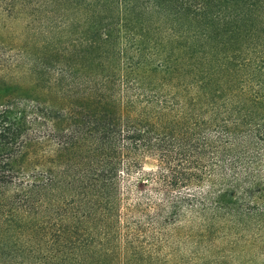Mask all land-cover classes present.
<instances>
[{"label": "trees", "instance_id": "trees-1", "mask_svg": "<svg viewBox=\"0 0 264 264\" xmlns=\"http://www.w3.org/2000/svg\"><path fill=\"white\" fill-rule=\"evenodd\" d=\"M45 1L60 108L0 86V264H264V0ZM144 155L176 192L120 214Z\"/></svg>", "mask_w": 264, "mask_h": 264}, {"label": "rangeland", "instance_id": "rangeland-1", "mask_svg": "<svg viewBox=\"0 0 264 264\" xmlns=\"http://www.w3.org/2000/svg\"><path fill=\"white\" fill-rule=\"evenodd\" d=\"M0 2L3 4L2 10H0V86L3 88L9 81L21 82L24 85L27 80L28 86L32 87L31 89L34 90L36 97L41 99V102H44L48 107L52 108L53 106L54 110L59 109V92L57 94L56 86L53 87V85L54 83L59 84V76L63 67L61 55L64 38L61 37L62 40H60L58 34L52 36V32L51 34L34 20L36 16L40 18L45 16L48 11L45 12L42 9L45 8L44 4L47 7L48 4L45 0H0ZM12 2L18 7L13 11L9 6ZM32 2L33 5H31ZM35 2L41 4L42 12L35 10L31 14L28 9L29 7L33 9ZM23 9L27 11H23ZM157 172V159L151 155H144L139 168L124 182L119 196L121 200L120 214L125 212V206L142 200L149 203L148 212H156L163 204L161 193L176 192L175 188L158 182ZM126 185H129L130 192L128 193ZM244 202L250 205L257 203L253 197H249ZM185 236L182 235L178 238ZM174 251L173 244L171 246L173 255ZM183 253L184 256H187L185 254L187 252L183 251Z\"/></svg>", "mask_w": 264, "mask_h": 264}]
</instances>
